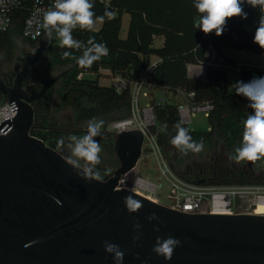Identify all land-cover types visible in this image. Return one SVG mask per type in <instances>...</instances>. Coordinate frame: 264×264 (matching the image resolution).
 I'll list each match as a JSON object with an SVG mask.
<instances>
[{"label":"water","instance_id":"95a60500","mask_svg":"<svg viewBox=\"0 0 264 264\" xmlns=\"http://www.w3.org/2000/svg\"><path fill=\"white\" fill-rule=\"evenodd\" d=\"M49 42L29 54L25 73ZM67 74L53 76L32 96L19 79L12 89L0 79V91L17 113L0 125V264H115L104 241L119 245L123 264H264V215L183 213L119 188L140 161L142 131L114 135L120 166L103 181L78 176L63 159L65 151L34 136L33 103ZM128 195L142 203L139 211H127ZM153 213L159 219L149 221ZM135 223L140 239L133 242ZM168 236L181 241L171 260L152 251L157 237Z\"/></svg>","mask_w":264,"mask_h":264},{"label":"trees","instance_id":"16d2710c","mask_svg":"<svg viewBox=\"0 0 264 264\" xmlns=\"http://www.w3.org/2000/svg\"><path fill=\"white\" fill-rule=\"evenodd\" d=\"M106 2L116 8V10L108 8L109 11L114 13L117 11L121 16L123 13L130 15L128 34L125 39L120 35L122 24L119 15L113 19L105 17L98 31H82L79 28L73 31V37L84 43L90 37H95L97 43L105 44L109 49L106 56L96 61L90 68H81L75 60L63 58V53L70 51L74 56L79 57L82 55V50L52 45L48 47L52 49L50 63L60 68L66 67L65 71H68L60 83L57 112L66 110L71 112L70 118L65 117L62 123L56 120V116L53 117L49 130L55 134L62 132L64 133L62 136L69 133L82 135L86 132L88 121L93 118L104 120L105 125L113 120L131 116V87L118 93L113 85L102 86L99 80L104 76L113 75L135 81L151 63L149 56L156 55L158 63L150 75V95L159 89L193 92L195 96L192 103L208 102L214 106L208 117L211 128L207 131H193L186 123L181 122L179 104L158 101L157 98L151 101L156 117V125L151 131L156 135L173 170L184 177L176 170L174 156H171V152L178 149L171 144L172 137L176 135L177 123L189 129L193 140L199 142L203 139L204 148L221 142L229 151L235 153V149L242 143L243 121L253 111L248 107V99L229 92L223 69L208 65L206 77L202 80L188 76V65L208 63L210 56L207 55V48L210 46L220 51L223 46L229 45L252 52L262 51L261 54H263L264 49L254 43L253 39L258 24L251 18L245 20L238 17V23L232 26V29H226L229 19L222 35L216 36L213 32L207 39L203 38V32L200 29L194 27V20L200 15L194 7V0H106ZM93 11L97 17L103 16L105 5L95 2ZM244 11L260 14L259 11L246 7ZM251 30L252 32L247 35V31ZM13 34L22 39L19 22L9 33L0 36V53L9 54L12 51L13 43H15ZM155 36H164L165 43L162 48L152 47ZM140 54L144 56L143 60ZM101 71H107V73ZM81 72L94 74L96 78L85 77L78 80L77 76ZM254 77H264V70L255 67L243 68L240 72L241 81L249 82ZM107 125L101 130L106 131ZM38 131L32 130L31 133L43 139ZM101 134L103 135L95 139L105 140L114 145L113 134L106 132ZM259 161L264 163V158Z\"/></svg>","mask_w":264,"mask_h":264},{"label":"clouds","instance_id":"9594fccd","mask_svg":"<svg viewBox=\"0 0 264 264\" xmlns=\"http://www.w3.org/2000/svg\"><path fill=\"white\" fill-rule=\"evenodd\" d=\"M39 2V0H38ZM253 8H259L260 16L258 26L254 35V43L264 49V0H194V7L200 14L194 20V27L200 29L205 35L215 33L216 36L223 34L229 19L239 17L247 19L248 14L244 11V4ZM109 4L105 5L103 16L97 17L93 11V0H54L47 9L37 8L27 21L25 35H31L33 39L41 35H46L49 40L53 39V34L59 42L61 48L82 50V55L74 56L72 52L65 51L63 58H71L81 68H90L96 61L106 56L109 52L103 43H97L95 37H90L86 43L73 37V31L80 30L94 31L97 20L103 22L105 17L113 19L115 13L109 11ZM5 23L6 22H0ZM235 89L237 95L248 99L253 111L243 121V136L241 146L235 149V156L232 157L237 163L242 161L255 162L264 158V77H254L249 82L237 81L230 86V90ZM104 120L91 119L87 123L86 132L82 135L69 133L61 136L57 140V146L65 149L63 159L68 165L77 171V175L85 180L103 181L105 175L110 174V170H105L103 175L97 167L101 164L100 153L102 146L95 137L101 136V129ZM166 127V126H165ZM176 135L172 137L171 144L185 154L188 151L200 152L204 148L203 139L199 142L193 140L189 134V129L181 123L175 125ZM52 199L59 204L56 197ZM127 211L135 213L143 205L135 199L133 195L123 198ZM149 221L158 220L155 213L147 217ZM134 230L138 233L133 237V242L140 239L139 231L141 225L135 223ZM159 231V229H155ZM104 249L113 255L115 264H123L124 252L119 245L104 241ZM181 241L168 236L167 238L157 237L152 251L157 256H162L165 260H171L174 250L180 246Z\"/></svg>","mask_w":264,"mask_h":264},{"label":"built area","instance_id":"2783aa9c","mask_svg":"<svg viewBox=\"0 0 264 264\" xmlns=\"http://www.w3.org/2000/svg\"><path fill=\"white\" fill-rule=\"evenodd\" d=\"M53 2L54 0H39V2L38 0H0V22H6V24L0 23V36L9 33L19 22L21 24L22 39L31 42L40 40L46 36L43 31L35 39L31 35H25L27 21L37 8L47 9ZM243 6L250 10L260 12L258 7L253 8L246 3ZM261 59L263 62L260 65L240 64L235 66V68L239 73L243 68L251 69L256 67L264 70V53ZM157 63V61L151 62L135 81L118 76L112 84L118 93L131 87L132 111L131 116L128 118L111 121L106 127V132L116 135L123 131H142L144 134L142 153L146 145H148L149 155L147 156V160L148 157H154L156 160V172L153 176L148 175L144 178L141 172L137 170L142 166V161L146 160L142 158L135 169L121 178L119 188H127L155 203L165 205L183 213L221 215L255 213L259 204L264 202V184H198V182L190 181L178 175L171 167L169 160L158 143L156 135L151 131L156 125L153 106H150L148 103L144 108L139 106L141 99L150 97V75ZM214 67L223 68L221 65H215ZM101 72L107 73L105 71ZM85 77L96 78V75L81 72L77 76V79L82 80ZM180 93L186 99V105L184 107L179 106V116L182 123L190 122L194 112L204 113L209 117L214 108L211 103L195 104L192 103V99L195 96L193 92ZM16 114V110L9 104L7 98L0 91V125L5 120L14 118ZM134 171L135 174L130 179L128 185H120ZM164 189L167 191L166 202H162Z\"/></svg>","mask_w":264,"mask_h":264},{"label":"rangeland","instance_id":"374dc122","mask_svg":"<svg viewBox=\"0 0 264 264\" xmlns=\"http://www.w3.org/2000/svg\"><path fill=\"white\" fill-rule=\"evenodd\" d=\"M95 2L97 3H103L104 5L109 4L112 10H116V8H114L112 6L111 3L106 2V0H95ZM94 2V3H95ZM248 14V18H251L256 24H258V19L260 14L258 13H252V12H248L245 11ZM252 14V15H251ZM121 16L120 14L117 13V11L115 12V16ZM238 23V17L236 18H232L229 20L228 22V28L226 29H232V26H234L235 24ZM103 22L97 20L96 23V28L94 31H98L101 29ZM121 24H122V28L120 31V35L121 38L125 39L127 37L128 34V29H129V24H130V15L123 13V15L121 16ZM252 32L251 31H247V35L250 34ZM243 34V33H242ZM13 38H15V43H13V46L17 47L18 45H20V42L22 41V39L18 38L17 36H15L13 34ZM210 34L205 35L203 33V38H207L209 39ZM165 43V38L164 36H155L154 37V41L152 43V47L153 48H162L164 46ZM50 45L52 46H59V42L58 40L55 38V36L53 37V39L50 42ZM14 47V48H15ZM52 49L48 48L47 52L45 53V55H43V60H45V63L41 65V70L43 71V75H48V78H50L51 76L57 75L63 71L66 70V67H57V66H53L50 62H51V52ZM261 52H252V51H247V50H242L239 49L237 47L234 46H223L220 51H218L217 49H215L214 47L212 48V46L207 48V55L210 56V60L215 59V61H219L222 62L221 64H225V67H223V73L224 75L227 77V85H228V90L231 93H236L235 89L230 90V86L234 83H236L237 81H240V76H239V72L238 70L235 68V66L238 65V63H245L244 65H260L262 64V59H261ZM2 55V53H0V56ZM141 57V59H144L143 55H139ZM150 61H157L158 60V56L156 55H150L149 56ZM224 59V61H222V59ZM189 65H199V63H191ZM188 65V66H189ZM231 66V67H230ZM232 66H234L232 68ZM107 72V71H105ZM189 76V74H188ZM116 77L118 76H111V77H102L100 78L99 82L100 85L102 86H111L113 84V82L115 81ZM95 78V77H93ZM191 78V77H190ZM60 82H58L55 85L54 88V101H53V107L51 110V114L53 117L56 116V120L60 123H62V121L64 120L65 117L70 118L71 116V112L70 111H61V112H57L56 107L59 105V97H58V91L60 89ZM157 98V100H161V101H167L170 102L172 104H179L180 106H185L186 105V101L184 100L185 97L179 92V90H175V91H170L169 89H159V90H155L153 91V95H150L149 98L147 99H141L139 102V106L141 108H144V106L148 103L151 106V101ZM58 118V119H57ZM182 122V121H181ZM109 123V122H108ZM107 123V124H108ZM191 130L193 131H207L211 128V123H210V119L204 114V113H198V112H194L191 118L190 122H185ZM49 124H51V121L47 124V126H49ZM107 124H105L104 126H106ZM160 129H162L161 126H159ZM52 132V134L50 133ZM101 132H106V131H102ZM39 134H41V136L43 137V140H45V142L53 147L54 149H56L57 151L60 150H65V149H60L57 146V140L59 137H61L64 133L60 132V133H54L53 131H50L49 128L48 129H43L41 131H38ZM107 133V132H106ZM103 135V134H101ZM104 137V136H102ZM97 142H99L102 146V152L100 153V157H101V164L98 165L97 167L101 170V173L103 175L105 170H110V174L109 175H105L103 180H107L109 179L113 173L115 172V170H117V168L120 166V162L118 160V157L116 155L115 152V148L114 145L111 143L106 142L105 140H98ZM145 150L142 153L141 156V160L146 159L144 161H142V166H140L137 170H139L142 174V177H146L148 175L153 176L156 172V160L154 157H148L147 160V156L149 155V147L148 145H146V147L144 148ZM66 151V150H65ZM171 156H174V164L176 166V170L182 174L184 177H186V169L191 166L194 168L195 171H199L200 167H207L208 169L210 168H217L220 166L223 167H228V168H232L233 164L237 165L240 168H245L248 169L249 167H253L254 170L257 173H261L264 172V163L257 160L255 162H249V161H242L237 163L234 159H232V157L235 156V153L229 151L225 144L221 143V142H216L215 144H213L210 147H206L203 148L202 151L196 153V152H192V151H188L186 154L182 151H180L179 149H176L174 151L171 152ZM231 165V166H230ZM234 168H232L231 170H233ZM250 169V168H249ZM135 174V171L133 173H131L129 175V177L125 178V180H123L120 185L123 186H127L130 179L133 177V175ZM167 200V191L166 189H164V193L162 196V202H166Z\"/></svg>","mask_w":264,"mask_h":264},{"label":"flooded vegetation","instance_id":"af4514ba","mask_svg":"<svg viewBox=\"0 0 264 264\" xmlns=\"http://www.w3.org/2000/svg\"><path fill=\"white\" fill-rule=\"evenodd\" d=\"M47 39L46 36L35 42L23 39L20 45L17 47L14 46L15 48L13 47L9 54H2L0 56V79L7 88H14L16 81L19 79L22 88L29 96H32L38 93L43 85L53 77L51 76L48 78V75H43V71L41 70V65L45 63L42 57L47 52L51 41L44 49L37 62L29 67V69L27 68V72L25 73V65L30 59L29 54L34 53ZM54 88L55 86L48 91L41 100L33 103L37 114L31 132L32 130L41 131L50 128L47 124L52 121L53 118L51 110L54 101ZM232 166V168H234L233 170L227 166H220L218 169L200 167L198 172L195 171L193 167L189 166L186 169V178L193 182L203 180L205 183L212 184H264V172L257 173L253 167L245 169L235 164Z\"/></svg>","mask_w":264,"mask_h":264},{"label":"crops","instance_id":"0c3cea01","mask_svg":"<svg viewBox=\"0 0 264 264\" xmlns=\"http://www.w3.org/2000/svg\"><path fill=\"white\" fill-rule=\"evenodd\" d=\"M261 56H262V54H261ZM222 61H224V59H222ZM221 63L222 62L219 63V61L216 62L215 59H214V57H213V59H211L206 64L204 63V64H199V65H189L188 66V74H189V77H191V78H198V79L204 80L205 77H206V73H207V66L210 64V65H214V66L215 65H218V66L221 65V66L224 67L225 64H221ZM240 64H245V63H238V65H240ZM221 69H223V68H221ZM239 76H240V74H239Z\"/></svg>","mask_w":264,"mask_h":264},{"label":"bare ground","instance_id":"6f19581e","mask_svg":"<svg viewBox=\"0 0 264 264\" xmlns=\"http://www.w3.org/2000/svg\"><path fill=\"white\" fill-rule=\"evenodd\" d=\"M256 214H261L264 215V202H262L261 204H259V206L257 207Z\"/></svg>","mask_w":264,"mask_h":264}]
</instances>
